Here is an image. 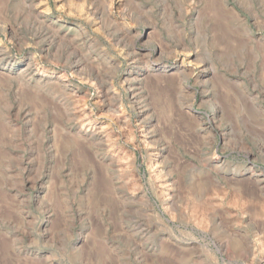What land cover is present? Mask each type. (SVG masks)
<instances>
[{
	"label": "rangeland",
	"instance_id": "1",
	"mask_svg": "<svg viewBox=\"0 0 264 264\" xmlns=\"http://www.w3.org/2000/svg\"><path fill=\"white\" fill-rule=\"evenodd\" d=\"M36 263L264 264V0H0V264Z\"/></svg>",
	"mask_w": 264,
	"mask_h": 264
},
{
	"label": "bare ground",
	"instance_id": "2",
	"mask_svg": "<svg viewBox=\"0 0 264 264\" xmlns=\"http://www.w3.org/2000/svg\"><path fill=\"white\" fill-rule=\"evenodd\" d=\"M36 54H37V53H36ZM1 77H2V76H1ZM7 77H8V76H7ZM45 98H46V97H45ZM49 99H50V98H49ZM62 111H63V110H62ZM64 130H65V129H64ZM55 132H56V130H55ZM54 135H55V134H54ZM73 136H74V135H73ZM73 136H72V137H73ZM78 136H79V135H78ZM52 137H53V136H52ZM73 138H74V137H73ZM94 139H95V138H94ZM53 145H54V144H53ZM75 147H76V146H75ZM56 150H57V149H56ZM97 160H98V159H97ZM93 161H94V160H93ZM104 190H105V188H104ZM101 191H102V190H101ZM101 191H100V192H101ZM103 195H104V194H103ZM104 196H105V195H104ZM145 234H146V233H145ZM32 258H33V257H32ZM36 264H37V263H36Z\"/></svg>",
	"mask_w": 264,
	"mask_h": 264
}]
</instances>
